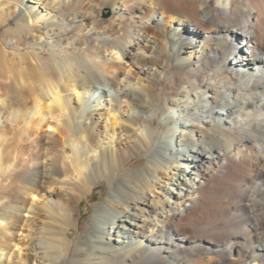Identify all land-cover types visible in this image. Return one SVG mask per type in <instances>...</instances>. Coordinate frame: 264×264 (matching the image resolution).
<instances>
[{"label": "bare ground", "instance_id": "1", "mask_svg": "<svg viewBox=\"0 0 264 264\" xmlns=\"http://www.w3.org/2000/svg\"><path fill=\"white\" fill-rule=\"evenodd\" d=\"M2 27L0 264H264V0H0Z\"/></svg>", "mask_w": 264, "mask_h": 264}, {"label": "rangeland", "instance_id": "2", "mask_svg": "<svg viewBox=\"0 0 264 264\" xmlns=\"http://www.w3.org/2000/svg\"><path fill=\"white\" fill-rule=\"evenodd\" d=\"M108 15H109L108 13L104 14L103 17L106 18V17H108ZM4 31H5L4 27L0 28V40L2 39ZM139 159L144 160V157H141ZM137 162L138 161L134 160L131 163V167H132L131 170L136 171L141 167V165L138 164ZM108 191H109L108 182L104 181V182L95 186V190H94L93 194L90 196L89 200L85 199L82 202V204L79 208V212L76 213L78 215L77 217L81 219V224H79L78 228H77V224H76L74 229L71 232V235L74 238L75 237L79 238V239L86 238L87 230L85 228L90 221L94 206L97 204H100L106 200V197L108 195ZM88 196L89 195H87V197ZM81 259H82L81 257L76 258V260H81Z\"/></svg>", "mask_w": 264, "mask_h": 264}]
</instances>
